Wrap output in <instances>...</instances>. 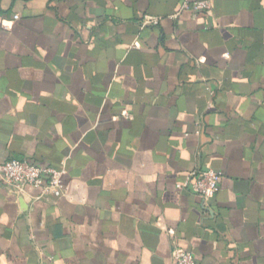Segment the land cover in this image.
Returning <instances> with one entry per match:
<instances>
[{
    "label": "crops",
    "instance_id": "1",
    "mask_svg": "<svg viewBox=\"0 0 264 264\" xmlns=\"http://www.w3.org/2000/svg\"><path fill=\"white\" fill-rule=\"evenodd\" d=\"M183 1L0 0V162L63 169L0 181V264H264V0Z\"/></svg>",
    "mask_w": 264,
    "mask_h": 264
},
{
    "label": "built area",
    "instance_id": "2",
    "mask_svg": "<svg viewBox=\"0 0 264 264\" xmlns=\"http://www.w3.org/2000/svg\"><path fill=\"white\" fill-rule=\"evenodd\" d=\"M211 0H184L183 9L192 13L206 12ZM17 15L13 19H17ZM144 23L156 25L158 17H144ZM63 169H57L50 164L38 165L27 159H7L0 162V181L15 192H22L30 187L37 190L36 199L54 197L62 192L61 175ZM222 173L205 168L193 169L188 172L184 181L175 185L178 190H186L197 195L202 201L212 198L219 190ZM172 264H197L192 253L182 247H173L170 253Z\"/></svg>",
    "mask_w": 264,
    "mask_h": 264
}]
</instances>
